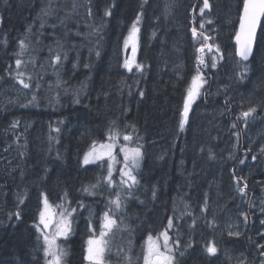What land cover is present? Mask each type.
I'll return each instance as SVG.
<instances>
[{
	"label": "trees",
	"instance_id": "1",
	"mask_svg": "<svg viewBox=\"0 0 264 264\" xmlns=\"http://www.w3.org/2000/svg\"><path fill=\"white\" fill-rule=\"evenodd\" d=\"M235 3L239 15L240 0ZM165 19L158 0H0V264H46V245L37 230L45 196L60 219V212L76 210L68 236L56 242L65 253L62 264H90L87 240L92 229L98 235L110 209L117 225L105 237L110 242L105 264H143L147 238L164 231L169 220L174 264H213L206 247L217 231L200 215L205 196L195 185L193 158L185 147L192 126L185 127V136L180 124L197 70L210 85L219 80V69L211 67L216 59L207 41L204 49V31L193 40L192 24L185 23L184 32ZM134 23L142 67L129 71L125 40ZM263 39L264 23L251 59L261 64L250 63L248 82L264 83ZM223 46L234 53L232 39ZM17 71L25 73L21 78L28 89L18 82ZM204 92L208 101L209 90ZM248 101L264 105V89ZM234 114L231 108L226 116ZM165 128L171 134L162 148L155 135ZM109 135L119 143L129 135L126 145L140 147L143 161L131 189L117 175L109 185L106 161L82 163L93 144ZM214 147L223 154L216 133ZM117 195L119 210L111 203ZM191 215L197 220L193 227Z\"/></svg>",
	"mask_w": 264,
	"mask_h": 264
},
{
	"label": "rangeland",
	"instance_id": "2",
	"mask_svg": "<svg viewBox=\"0 0 264 264\" xmlns=\"http://www.w3.org/2000/svg\"><path fill=\"white\" fill-rule=\"evenodd\" d=\"M236 1L208 0L210 7L204 10L203 15L200 13L203 6L197 9L195 13L197 35L204 31L205 36L209 37L203 41L204 49H206L207 41L211 45L209 52L215 55V63L219 69V80L210 85L205 82L203 87L199 89V95L191 102L187 122L184 124L183 130L180 128V132L187 136L184 131L185 127L192 126L191 137L189 136V141L185 142L190 159L193 158L191 175L194 176V180L197 179L195 185L201 189L205 196L204 212L212 219L211 224L217 231L215 240L210 244L217 247V253L210 255V257L218 264H264V254H262L264 248L259 247V245H264V223H262L264 221V105L250 104L248 101L264 89V83L259 84V80L248 82L250 63L240 64L238 68L234 59L235 51L234 53L229 52L223 46L224 42L232 39L238 12ZM158 4L162 6L165 20L170 22L172 27L175 24V29L182 27L185 32V23H187V27L189 24L193 26L194 18L190 16L189 21H186V18L191 12L189 7L190 5L194 6L195 0H159ZM161 17L163 19V16ZM201 24H203V28L200 27ZM207 24H211V27L208 28ZM176 34H178L177 30ZM189 34L193 40L197 37V35L193 37L191 29ZM179 37L178 34L176 36L178 39L177 46H179ZM131 45L132 42L129 41L128 47L125 48L124 65L125 61L128 60L131 62L132 68L137 65V57L136 55L133 56ZM207 49L209 50L208 47ZM252 62L256 66L261 64L259 61ZM238 71L241 73L240 75L237 73ZM238 82H241L240 85ZM205 90H209L208 101L210 102L205 99ZM6 95L9 97L8 93ZM217 99V105L211 110L204 109L205 105L213 104ZM222 107H228L226 108V115L231 111V108H234L235 114L227 117L224 115ZM252 108H255L256 111L245 117L243 113ZM201 123L202 126L199 128L200 125L197 124ZM203 123L209 129L203 127ZM163 130L155 137L159 138L158 140L162 139L164 145L160 144V146L166 148L169 143L166 144L165 141L169 138L171 130H167V128ZM218 132L219 146L223 147V154L220 153L221 150L214 147L215 133L218 144ZM107 143L109 140L101 144ZM101 144L95 145L96 153L103 151L100 148ZM121 145H126L125 140L122 139L119 143L117 139L114 155L118 162L105 157L96 162L84 164V156L93 150L91 147L84 154L82 163L84 166L94 165L101 161H106L107 166L111 163L112 176L117 175L118 180L121 181L119 170L124 167L123 153L119 151ZM141 165L142 155L139 167L133 170L134 175L141 168ZM129 183L131 182L129 181ZM241 188H243V192L240 191ZM191 196L192 194L189 193V197ZM43 199L44 197L41 201L40 212L44 210ZM188 203L189 207L192 208L189 201ZM229 203H234V205L230 206ZM51 212L53 224L49 229L44 230L50 238L56 231V222L60 220L53 206ZM38 223L43 229V225L40 224V214ZM171 229L172 227H167V230L163 232H167L169 235ZM236 232L240 233L238 237L230 235V233ZM160 234L152 238L160 245V250L164 251L163 237ZM229 236H233L234 239L227 238ZM66 237H58L56 242ZM157 237H159L158 240ZM147 243L148 239L145 244L144 256L147 254ZM168 244L172 248L173 255L176 246L171 243L170 239ZM45 258L46 260L52 259L51 256H45ZM214 262L212 263L215 264Z\"/></svg>",
	"mask_w": 264,
	"mask_h": 264
},
{
	"label": "snow or ice",
	"instance_id": "3",
	"mask_svg": "<svg viewBox=\"0 0 264 264\" xmlns=\"http://www.w3.org/2000/svg\"><path fill=\"white\" fill-rule=\"evenodd\" d=\"M210 7L208 0H204L203 7L200 9L201 15H203L204 10ZM90 11V10H89ZM48 14L47 12L45 13ZM91 14V13H90ZM106 15H110V12H106ZM264 17V0H243L242 3V14L240 16V31L236 34V43L238 45L237 55L243 61H248L249 57L252 53L253 44L256 38L257 28L260 26L261 18ZM139 22V17H137V23ZM203 28V24L200 25ZM139 29L137 28V24L134 23L132 25V30L129 33L128 39L125 40V48L128 47L129 41L132 42V52L133 56L136 52V34ZM193 37L197 35L196 29H192ZM205 40L209 39V37L205 36ZM20 48L23 51L26 48V45L21 42ZM209 51H211V45H208ZM201 52L204 51L203 47L199 49ZM217 51L219 49L217 48ZM19 55V54H18ZM61 59L60 55L57 54L55 60L58 62ZM213 61H215V56L213 57ZM16 68L20 69L22 61L18 58L15 61ZM200 64H204L203 58L200 59ZM126 68L131 71V62L126 60L125 65ZM136 67L139 69L142 66L137 64ZM211 67L215 68L216 63L213 62ZM25 75L22 71H17V79L18 82L23 86V88L28 89L30 84L25 82L23 77ZM31 77H29V80ZM204 81L202 74L199 69L197 70V75L192 78V86L188 89V99L184 105V119L181 121L180 128L183 130L184 124L187 122L188 111L190 108L191 102L199 95V89L203 87ZM36 97L33 96V100ZM256 109L252 108L247 112H244L243 115L245 117L249 116L250 113L255 112ZM111 131V130H110ZM109 143L101 144L100 148L103 151L96 153L95 152V144H93V150L86 153L83 159L84 164H89L96 162L97 160L104 159L107 157L109 160L116 161V156L114 155V151L116 148V140L117 136L109 135L108 137ZM123 139L125 141H131L132 137L129 135H124ZM119 151L123 153V165L124 167L119 170L121 176V184L127 185L129 189H131L134 185L138 183L136 175L133 174V170L139 167V161L141 158V150L140 147L129 148L127 145H121ZM113 168L112 164L108 165V183L112 184L113 180ZM129 181L131 183H129ZM95 187V186H93ZM88 191V189H85ZM243 192V188L240 189ZM111 203L115 204L117 210L121 207L120 197L117 195L114 201ZM44 210L40 212V224L43 225V229L37 227V230L41 232L43 236L44 243L46 245L44 249V253L46 257L51 256V260H46V264H62V257L65 255L64 250L60 248L56 239L58 237L64 236L66 237L68 233L72 229V221L70 216L72 212H75V209H72L70 212L68 210L62 211L59 213L61 219L56 222L55 227L56 231L54 235L50 238L47 234H45L46 229H49L53 224V215L51 212L52 205L49 204L47 196L43 199ZM106 211L103 214V222L100 226L98 235L96 234V230L92 229L93 235L87 240V255L86 259L90 262V264H105L104 262V254L108 250V244L110 243L105 239L112 232L114 226L117 225V220L109 215V212ZM67 212V215H65ZM17 218H19V213L15 214ZM115 215V213H113ZM247 219V217H245ZM122 223V221H121ZM264 223V221H262ZM91 228V225H89ZM168 227H172V220H169ZM163 237V248L164 251L160 250V245L153 240L151 236L148 237L147 243V254L144 256V264H173L174 256L172 255V248L169 247L168 241L170 239L167 232H163L160 234ZM230 235L239 236L240 233H230ZM159 237H157V240ZM259 247L264 248V245H259ZM206 251L210 255H216L217 247L215 245H209L206 247ZM264 254V253H262Z\"/></svg>",
	"mask_w": 264,
	"mask_h": 264
},
{
	"label": "bare ground",
	"instance_id": "4",
	"mask_svg": "<svg viewBox=\"0 0 264 264\" xmlns=\"http://www.w3.org/2000/svg\"><path fill=\"white\" fill-rule=\"evenodd\" d=\"M159 1V0H158ZM179 1V0H178ZM180 1H182V0H180ZM203 2H204V0H198V3H196V1H195V4H194V6H192V9H191V12L190 13H188V17H187V19H188V21L190 20V16H192L193 18H194V20H195V22H194V24L196 23L197 24V21H196V19H195V16H196V11H197V9H199L200 7H202L203 6ZM242 3H243V0H242V2H241V6H242ZM242 11V10H241ZM241 13V12H240ZM239 13V14H240ZM193 24V25H194ZM207 27L208 28H210L211 27V24H207ZM190 29H191V31H192V29H193V26L192 27H190ZM188 33H189V27H188ZM190 35V34H189ZM191 36V35H190ZM192 37V36H191ZM232 45L234 46V44H233V39H232ZM234 51H235V53H236V50H235V47H234ZM238 59V58H237ZM242 64H249V63H245V62H243L242 60H240V59H238ZM252 62V61H251ZM240 83L241 82H238V84L240 85ZM218 123H219V121H218ZM257 223V222H256ZM238 237V236H237Z\"/></svg>",
	"mask_w": 264,
	"mask_h": 264
},
{
	"label": "water",
	"instance_id": "5",
	"mask_svg": "<svg viewBox=\"0 0 264 264\" xmlns=\"http://www.w3.org/2000/svg\"><path fill=\"white\" fill-rule=\"evenodd\" d=\"M241 14H242V12H241ZM257 30H258V28H257ZM240 31V20H239V25H238V29H237V33ZM236 33V34H237ZM257 33V32H256ZM254 43H255V41H254ZM233 44H234V46L236 47V57L238 58V59H240V57L237 55V48H238V45H237V43H236V35L234 36V38H233ZM253 48H254V44H253ZM252 54H253V49H252V53H251V55H250V57H249V60H250V58H251V56H252ZM241 60V59H240ZM248 60V61H249ZM243 61V60H242ZM248 61H243V62H245V63H247Z\"/></svg>",
	"mask_w": 264,
	"mask_h": 264
},
{
	"label": "flooded vegetation",
	"instance_id": "6",
	"mask_svg": "<svg viewBox=\"0 0 264 264\" xmlns=\"http://www.w3.org/2000/svg\"><path fill=\"white\" fill-rule=\"evenodd\" d=\"M195 1H196V3H198V0H195ZM238 1H239V0H238ZM240 4H241V0H240ZM238 5H239V3L237 4V10H239ZM240 7H241L240 12H241V10H242V6L240 5ZM218 148H219V132H218ZM218 171H219V164H218ZM229 205H230V206H233L234 203H229ZM227 238L234 239L233 236H229V237H227ZM235 239H236V240H239V239H237V238H235Z\"/></svg>",
	"mask_w": 264,
	"mask_h": 264
}]
</instances>
